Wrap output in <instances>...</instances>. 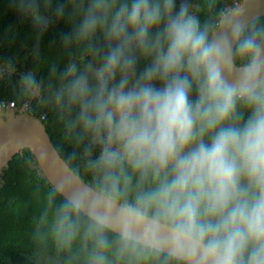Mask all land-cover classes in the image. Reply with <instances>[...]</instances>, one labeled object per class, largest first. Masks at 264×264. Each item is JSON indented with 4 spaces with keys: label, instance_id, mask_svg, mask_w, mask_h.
<instances>
[{
    "label": "clouds",
    "instance_id": "1",
    "mask_svg": "<svg viewBox=\"0 0 264 264\" xmlns=\"http://www.w3.org/2000/svg\"><path fill=\"white\" fill-rule=\"evenodd\" d=\"M244 12L234 9L223 20L228 31L210 36L187 0L178 9L176 0H89L78 34L102 31L107 51L83 72L71 64L61 95L79 106V122L100 145L94 164L111 181L107 211H90L92 264L106 261L104 233L120 195L113 170L123 174L125 162L154 186L119 209L121 253L142 240L177 264H264V25ZM233 42L247 60L239 68ZM136 49L151 58L139 73ZM22 79L35 83L31 74ZM90 203L84 190L64 206L66 244L75 237L69 211Z\"/></svg>",
    "mask_w": 264,
    "mask_h": 264
},
{
    "label": "trees",
    "instance_id": "2",
    "mask_svg": "<svg viewBox=\"0 0 264 264\" xmlns=\"http://www.w3.org/2000/svg\"><path fill=\"white\" fill-rule=\"evenodd\" d=\"M181 2L176 0L177 8ZM88 3L89 0H0V101L20 105L29 101L28 111L38 117L45 113L44 123L61 155L79 176L107 194L111 192V181L105 180L107 170L94 164L100 145L92 142L79 122V106L69 104L66 94L61 95L72 78L67 75L71 64L83 72L89 63H102L107 51L108 41L102 31L86 40L78 34ZM187 3L202 27L205 22L209 24L211 36L226 6L234 0ZM61 6L62 12L58 11ZM33 12L44 16L47 22H33ZM135 55L138 59L145 57L139 49ZM150 59L137 62V73ZM27 74L33 76L34 84L22 79ZM195 96L194 85L192 98ZM238 110L247 119L249 111L242 106ZM123 168V174L113 170L119 177V202L134 204L141 191L154 185L151 176L142 181L139 172L128 163ZM69 202L40 175L38 162L28 148L17 153L0 177V264H40L42 257L53 258L57 264H92L98 250L95 236L88 235L92 218L82 211H69V220L75 227L70 244L64 242L67 225L63 232L58 229L64 206ZM104 235L109 244L105 264H177L166 253L152 254L140 242L136 251L121 253L120 234L108 228Z\"/></svg>",
    "mask_w": 264,
    "mask_h": 264
},
{
    "label": "water",
    "instance_id": "3",
    "mask_svg": "<svg viewBox=\"0 0 264 264\" xmlns=\"http://www.w3.org/2000/svg\"><path fill=\"white\" fill-rule=\"evenodd\" d=\"M236 8L245 9L242 18L248 23L264 16V0H241L217 22L212 35L228 31L227 24L223 22L224 17L231 16ZM235 48L236 45L233 42V59L235 67L239 68L241 65L235 61ZM233 78L234 76L228 77L229 80ZM25 148H28L37 160L40 175L67 200L70 201L71 197L81 191H89L91 203L90 207L82 210L84 214L91 217L90 211H107L102 202L105 194L85 181L68 164L54 144L44 120L29 112L0 108V177L13 157ZM122 205L118 201L109 214V229L118 234H120L119 209ZM138 242L144 245L142 240Z\"/></svg>",
    "mask_w": 264,
    "mask_h": 264
},
{
    "label": "flooded vegetation",
    "instance_id": "4",
    "mask_svg": "<svg viewBox=\"0 0 264 264\" xmlns=\"http://www.w3.org/2000/svg\"><path fill=\"white\" fill-rule=\"evenodd\" d=\"M241 2V0H234V3L233 4H231V5H227L226 6V8H225V10H224V12L222 13L223 14V16L232 8V7H234L235 5H238L239 3ZM178 9V8H177ZM222 15H221V17H220V19L223 17ZM219 19V20H220ZM256 21H258V25H264V16L263 17H259V18H257V19H255ZM32 21L33 22H35L36 24L38 23V22H40V23H42V22H44V21H46L47 22V19L44 17V16H42L41 14H39V13H36V12H33L32 13ZM215 29V28H214ZM213 32V31H212ZM212 35V34H211ZM235 54V53H234ZM138 56H139V54H138ZM85 57V56H84ZM145 59H148V57H143L142 59H138V61H145ZM235 61L237 62V64H239V65H242V64H244V63H246L247 62V60H246V58H244V59H241V58H239V57H237L236 55H235ZM239 61H242V63H240ZM244 61V62H243Z\"/></svg>",
    "mask_w": 264,
    "mask_h": 264
},
{
    "label": "built area",
    "instance_id": "5",
    "mask_svg": "<svg viewBox=\"0 0 264 264\" xmlns=\"http://www.w3.org/2000/svg\"><path fill=\"white\" fill-rule=\"evenodd\" d=\"M28 105H29V101L25 102L22 105L17 104L15 101H0L1 109H16L20 111H28ZM28 112L34 115L32 111H28ZM45 117H46L45 114H42L40 118L44 119Z\"/></svg>",
    "mask_w": 264,
    "mask_h": 264
},
{
    "label": "rangeland",
    "instance_id": "6",
    "mask_svg": "<svg viewBox=\"0 0 264 264\" xmlns=\"http://www.w3.org/2000/svg\"><path fill=\"white\" fill-rule=\"evenodd\" d=\"M40 264H57V261L53 258L42 257L40 260Z\"/></svg>",
    "mask_w": 264,
    "mask_h": 264
}]
</instances>
